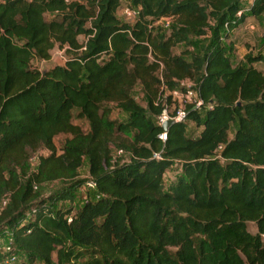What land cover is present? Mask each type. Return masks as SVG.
<instances>
[{
    "label": "trees",
    "instance_id": "trees-1",
    "mask_svg": "<svg viewBox=\"0 0 264 264\" xmlns=\"http://www.w3.org/2000/svg\"><path fill=\"white\" fill-rule=\"evenodd\" d=\"M126 2L139 9L132 23L116 14L119 0H0V237L10 233L27 264H264V73L253 67L264 54L234 63L232 43H222L264 12V0ZM194 38H207L198 55L171 54ZM55 45L62 65L30 66ZM184 80L211 109L187 107L162 143L160 86ZM137 84L145 108L130 97ZM106 104L125 121H109ZM187 122L196 138L185 137ZM60 134L69 138L57 152ZM83 159L95 197L73 208ZM175 163L180 173L164 190ZM52 182L62 185L39 199L32 188Z\"/></svg>",
    "mask_w": 264,
    "mask_h": 264
},
{
    "label": "rangeland",
    "instance_id": "rangeland-1",
    "mask_svg": "<svg viewBox=\"0 0 264 264\" xmlns=\"http://www.w3.org/2000/svg\"><path fill=\"white\" fill-rule=\"evenodd\" d=\"M249 1V0H246ZM116 14L120 17V9H117ZM44 19L47 21L51 19L50 14H45ZM157 27L162 29L165 33L168 32L170 21L166 19H161L155 23ZM79 41H82V38H78ZM207 38H194L193 42L194 44L191 46H185L183 44H179L176 47L171 49L172 55H179L181 51L187 50L193 55H198V49L200 46L204 45L206 43ZM230 41L233 45V51L230 55V59L233 60L234 63L241 60L242 56L250 52L252 54H255L257 52H260L261 54H264V12L258 17L253 18L250 16H247L245 22L243 25H241L237 30L233 31L229 37L228 40L222 41L224 45H227V42ZM49 60L47 61H38V60H32L30 62V66L34 69H37L38 71H44L47 70L54 65H62L64 62V59L66 58V54L64 52V49H59L56 47V45L53 47L52 50L49 52ZM187 58V57H186ZM188 59V58H187ZM253 67L262 73H264V62H258L253 64ZM130 97L134 100V102L140 106L145 108V97L142 92V89L137 84L135 85L132 90L130 91ZM103 109L107 112V118L109 121H113L115 123L124 122L126 119V114L120 110L116 105L114 104H106L103 106ZM75 111L71 112V120L70 122L73 125H77L82 132H86L88 130L87 122L83 119H77L75 117ZM236 128L235 124H231L229 127V130L227 132L228 138L230 139L234 130ZM199 133V128H197L193 123L187 122L185 126V137L188 138H196ZM120 137H123L127 139L128 141L131 140V134H123L120 135ZM68 135H57L53 139V144L55 146V149L57 152L60 151V148L62 147L64 141L68 139ZM40 154L45 155V151H41ZM111 155L113 158L119 160V161H127L128 157L122 154L117 155V151L112 148ZM36 165V159H33L30 161V169L33 170ZM180 173L178 164H174L172 167L165 170L163 174V188L164 190L167 189V187L174 181L176 176H178ZM77 180L82 182V185L78 190L75 191L74 197L72 199L71 205L73 208H77L87 199H93L95 197L94 195V187L91 185V181L88 175V163L86 159H83L81 167L77 171ZM60 182H52L49 184H45L40 187H33V191L36 193V195L39 197V199H45L48 195L56 191L59 187H61ZM69 205L68 202H58L55 206L58 208L67 207ZM27 218V216L25 217ZM248 231L250 233H253V229L251 225H248ZM4 235L0 237V264H5L6 256L3 251V239ZM15 259L12 264H27L26 256L21 252L18 251L16 248L14 249L13 253ZM33 264H43V262L40 259H36Z\"/></svg>",
    "mask_w": 264,
    "mask_h": 264
},
{
    "label": "built area",
    "instance_id": "built-area-1",
    "mask_svg": "<svg viewBox=\"0 0 264 264\" xmlns=\"http://www.w3.org/2000/svg\"><path fill=\"white\" fill-rule=\"evenodd\" d=\"M250 1V0H249ZM120 18L125 22L132 23L138 16V8L132 7L126 0H119ZM239 12L236 14L239 16ZM169 20V19H166ZM159 104L161 106L160 113L155 118L156 125L160 126L165 122L182 123L187 117V107L192 111H200L201 109L210 110L211 105H204L199 98L197 92L193 89V85L187 81H181L178 85L170 90H167L164 86H160V95L158 97ZM166 131L160 132L157 135V139L162 143L165 141ZM121 151L117 152V155H121ZM152 158L160 159L158 153H153ZM94 187V184L91 182ZM69 221V219L67 220ZM3 243V251L6 256L5 264H12L14 262L12 238L10 233H5Z\"/></svg>",
    "mask_w": 264,
    "mask_h": 264
},
{
    "label": "water",
    "instance_id": "water-1",
    "mask_svg": "<svg viewBox=\"0 0 264 264\" xmlns=\"http://www.w3.org/2000/svg\"><path fill=\"white\" fill-rule=\"evenodd\" d=\"M173 123L168 121V122H165L164 124L161 125V129L163 131H166Z\"/></svg>",
    "mask_w": 264,
    "mask_h": 264
}]
</instances>
